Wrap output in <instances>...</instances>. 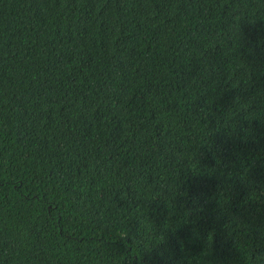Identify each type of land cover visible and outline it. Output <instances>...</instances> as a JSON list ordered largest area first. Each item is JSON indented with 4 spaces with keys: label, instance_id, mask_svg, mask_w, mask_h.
<instances>
[{
    "label": "trees",
    "instance_id": "1",
    "mask_svg": "<svg viewBox=\"0 0 264 264\" xmlns=\"http://www.w3.org/2000/svg\"><path fill=\"white\" fill-rule=\"evenodd\" d=\"M0 264H264V0H0Z\"/></svg>",
    "mask_w": 264,
    "mask_h": 264
}]
</instances>
